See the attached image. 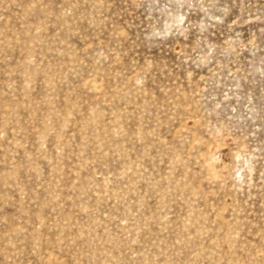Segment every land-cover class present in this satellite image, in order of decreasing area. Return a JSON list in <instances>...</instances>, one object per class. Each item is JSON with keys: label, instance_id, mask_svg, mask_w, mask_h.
<instances>
[{"label": "rangeland", "instance_id": "rangeland-1", "mask_svg": "<svg viewBox=\"0 0 264 264\" xmlns=\"http://www.w3.org/2000/svg\"><path fill=\"white\" fill-rule=\"evenodd\" d=\"M0 264H264V0H0Z\"/></svg>", "mask_w": 264, "mask_h": 264}]
</instances>
